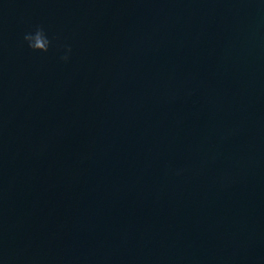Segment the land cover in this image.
<instances>
[{"label": "water", "instance_id": "obj_1", "mask_svg": "<svg viewBox=\"0 0 264 264\" xmlns=\"http://www.w3.org/2000/svg\"><path fill=\"white\" fill-rule=\"evenodd\" d=\"M0 260L264 264V0H0Z\"/></svg>", "mask_w": 264, "mask_h": 264}, {"label": "clouds", "instance_id": "obj_2", "mask_svg": "<svg viewBox=\"0 0 264 264\" xmlns=\"http://www.w3.org/2000/svg\"><path fill=\"white\" fill-rule=\"evenodd\" d=\"M58 39L43 24L35 25L23 34V43L32 52L47 55L56 48L59 52V60L67 64L71 61L73 48L68 43L59 44ZM0 264H4L3 260H0Z\"/></svg>", "mask_w": 264, "mask_h": 264}]
</instances>
